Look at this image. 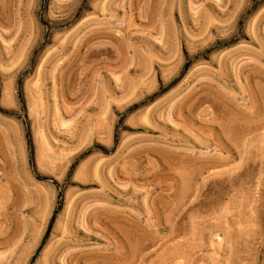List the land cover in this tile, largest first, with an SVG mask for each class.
I'll return each mask as SVG.
<instances>
[{"label": "rangeland", "instance_id": "374dc122", "mask_svg": "<svg viewBox=\"0 0 264 264\" xmlns=\"http://www.w3.org/2000/svg\"><path fill=\"white\" fill-rule=\"evenodd\" d=\"M0 264H264V0H0Z\"/></svg>", "mask_w": 264, "mask_h": 264}, {"label": "trees", "instance_id": "16d2710c", "mask_svg": "<svg viewBox=\"0 0 264 264\" xmlns=\"http://www.w3.org/2000/svg\"><path fill=\"white\" fill-rule=\"evenodd\" d=\"M53 218H54V215H52V217H51V219H50V222H49L48 228H47V230H46L45 236L48 234V230H49V228H50V225H51V223H52ZM45 236H44V237H45Z\"/></svg>", "mask_w": 264, "mask_h": 264}]
</instances>
